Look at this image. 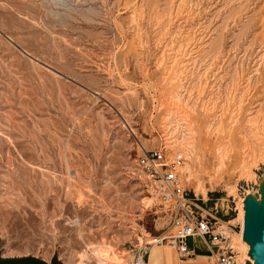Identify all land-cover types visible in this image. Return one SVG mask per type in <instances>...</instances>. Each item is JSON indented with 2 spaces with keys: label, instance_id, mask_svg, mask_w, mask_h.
I'll list each match as a JSON object with an SVG mask.
<instances>
[{
  "label": "rangeland",
  "instance_id": "1",
  "mask_svg": "<svg viewBox=\"0 0 264 264\" xmlns=\"http://www.w3.org/2000/svg\"><path fill=\"white\" fill-rule=\"evenodd\" d=\"M183 50L182 91L170 66ZM174 91L196 122L207 197L184 186L240 232L242 199L264 200V0H0V257L98 264L90 250L108 243L120 264L142 263L174 228L138 143L166 145Z\"/></svg>",
  "mask_w": 264,
  "mask_h": 264
},
{
  "label": "built area",
  "instance_id": "2",
  "mask_svg": "<svg viewBox=\"0 0 264 264\" xmlns=\"http://www.w3.org/2000/svg\"><path fill=\"white\" fill-rule=\"evenodd\" d=\"M138 144L141 154L137 166L147 191L158 206H167L164 212L174 227L172 233L165 235L163 231L146 244L140 257L144 264L148 263L152 247L167 243L177 250L180 258L191 256L189 240L196 237L204 240L214 264H244L231 241L229 227L224 226L223 220L204 212L196 203L198 195L185 188L181 172L186 161L184 154L180 150L170 154L165 146L147 148L142 142Z\"/></svg>",
  "mask_w": 264,
  "mask_h": 264
},
{
  "label": "bare ground",
  "instance_id": "3",
  "mask_svg": "<svg viewBox=\"0 0 264 264\" xmlns=\"http://www.w3.org/2000/svg\"><path fill=\"white\" fill-rule=\"evenodd\" d=\"M179 2V1H178ZM182 6V5H181ZM180 6V7H181ZM179 7V8H180ZM182 14V12L180 13V15ZM189 15V14H188ZM180 28V27H179ZM179 30V29H178ZM183 32V35L184 34V31ZM182 34V33H181ZM191 36V35H190ZM197 37V36H196ZM179 38V36H178ZM183 38V37H182ZM188 39V37H186ZM191 38V37H190ZM194 38V37H192ZM186 40V39H185ZM193 40V39H192ZM197 40V38H196ZM190 42H192L190 39H189ZM185 42V41H184ZM183 42L179 43L182 45ZM190 45V44H189ZM179 46V45H178ZM188 46V45H187ZM180 47V46H179ZM189 47V46H188ZM186 47V49L188 48ZM179 49V48H178ZM185 49V48H184ZM176 51V50H175ZM194 51V49H193ZM189 52V51H188ZM187 52V53H188ZM198 52V51H197ZM186 53V54H187ZM183 51H179L176 53V55L174 54V57H173V64L170 66L171 70H174L176 74V76H173L175 77L174 81H176L178 83V88L180 90H182V88L184 87V84H185V80L188 78V65L191 64L190 61H185V60H188L190 57H191V53L189 54L190 57H187ZM188 55V54H187ZM194 56V55H193ZM186 57V58H185ZM191 59V58H190ZM189 59V60H190ZM160 64V63H159ZM171 64V63H170ZM168 64V65H170ZM161 65V64H160ZM164 66V65H162ZM167 67V66H166ZM164 68V67H163ZM169 69V68H168ZM191 72V71H190ZM166 73V72H165ZM172 74V73H170ZM177 77V78H176ZM170 78V77H169ZM173 78V77H172ZM171 78V79H172ZM165 79V78H164ZM169 80V79H168ZM173 80V79H172ZM165 81V80H164ZM169 82V81H168ZM171 83V82H170ZM174 83V82H173ZM171 86L174 87V85L170 84ZM203 85V84H202ZM191 87V86H190ZM198 88H200L199 86H197ZM192 88V87H191ZM185 89V88H184ZM179 90V91H180ZM191 90V89H190ZM189 90V91H190ZM198 90V89H197ZM179 91H177L176 94H173L172 96L170 95L168 97V99H166L165 101L163 100L161 105L162 106H165L166 109H165V113L163 115V127L165 129V140H166V145L165 147L167 148H170L171 150H180L185 158H186V161L184 163V165L181 167V172H182V176H183V179L184 181H186L187 183H193L194 187H195V191L198 195L202 194L204 196L207 197V193H206V189L203 187V185L201 184L200 181L197 180L196 176H195V173H194V168H193V165L192 163L195 161V159L198 157L197 156V147H196V140H195V135H196V132L194 131V128H193V124L196 123L194 122L192 124V122L190 121L191 118H189V114H188V109H189V105H188V102L186 100H183L181 97V94L179 93ZM183 91V90H182ZM192 91V90H191ZM200 91V90H199ZM171 92V91H170ZM201 92V91H200ZM167 93V92H166ZM173 93V91H172ZM171 94V93H169ZM199 96V95H198ZM166 97V96H165ZM164 97V98H165ZM185 97V96H184ZM167 98V97H166ZM192 101V100H191ZM210 101V100H209ZM208 101V102H209ZM213 102V101H212ZM195 104V103H194ZM209 104V103H208ZM161 106V107H162ZM207 106V105H206ZM205 106V107H206ZM213 106V105H212ZM211 107V106H210ZM188 108V109H187ZM214 108V107H213ZM218 109V108H217ZM223 109V108H222ZM216 111V109H215ZM208 112V111H207ZM211 112V111H210ZM203 113V112H202ZM206 115V114H205ZM215 116V114H214ZM206 117V116H205ZM220 117V116H219ZM197 118V117H196ZM257 118V117H256ZM255 118V119H256ZM194 119V118H193ZM207 120V119H206ZM249 120V119H248ZM251 120V119H250ZM249 120V121H250ZM197 123H198V120H196ZM238 121V120H237ZM248 121V123H249ZM232 122V121H231ZM256 122V120H255ZM223 123V122H222ZM222 123L220 125V127L222 126ZM236 123V122H235ZM233 125V124H232ZM231 125V126H232ZM251 125V124H250ZM253 125V124H252ZM228 126V125H227ZM230 126V125H229ZM198 127V126H197ZM208 127V126H207ZM213 127V126H212ZM230 128V127H229ZM212 129V128H211ZM199 130V128H198ZM221 130V129H220ZM213 131V129H212ZM216 131V130H215ZM218 132V131H217ZM212 133V132H211ZM229 136V135H228ZM228 139V138H227ZM222 142V141H221ZM229 143V142H228ZM225 145V144H224ZM218 146V145H217ZM227 148V147H226ZM219 152V150H217ZM252 151V150H251ZM216 152V151H215ZM217 152V153H218ZM205 153V152H204ZM172 154V153H171ZM222 154H224V152H222ZM230 155V154H229ZM223 156V155H222ZM228 156V155H227ZM215 158V156H214ZM227 158V157H226ZM250 158V157H249ZM198 159V158H197ZM244 159V158H243ZM218 161V160H217ZM244 161V160H243ZM224 163H222L223 165ZM248 165V164H246ZM220 166V165H218ZM226 166V165H225ZM244 166V164H243ZM200 167V166H199ZM218 168V167H217ZM220 168V167H219ZM223 168V167H222ZM244 168H248L247 166L244 167ZM243 168V169H244ZM249 169V168H248ZM247 169V170H248ZM219 170V169H217ZM221 170V169H220ZM241 171V170H240ZM251 171V170H250ZM206 172V171H205ZM218 173V172H217ZM220 173V172H219ZM201 174V173H200ZM199 174V175H200ZM243 175V174H242ZM256 182V181H255ZM236 190V189H235ZM234 192V194L236 195L237 193L235 191H232ZM231 194V192H230ZM251 194V193H250ZM233 195V194H231ZM234 195V196H235ZM249 197L247 198H243L242 199V202L240 203L241 204V207H240V210H239V216H238V220L240 222V226L241 227V231L238 232H234L231 233L229 232L230 236H231V241L234 245V247L238 250V252L240 253L239 256L240 258L242 259V261H245L244 264H246V261L247 260H250L252 264H255V259L251 258L248 254L249 252V249H250V245L248 242H246L244 240V235L246 233V230L247 228L249 227V218L248 217V213L247 211L245 210L244 211V206L246 205V203L248 202L249 203V206H250V213L252 211H254L255 209H258V208H261V205L257 204L256 201H254V198L253 197H250V195H248ZM150 202V201H149ZM244 203V204H243ZM151 206V204H150ZM166 207L167 206H164L163 209L166 210ZM256 214V213H255ZM251 216H253V213H251ZM234 220H232L231 222H233ZM225 225L224 226H227L230 228V224L229 222L227 223H224ZM235 225V224H234ZM236 226V225H235ZM232 227V226H231ZM174 228V227H173ZM236 229L238 230V227L236 226ZM147 235H150L148 232H147ZM146 235V236H147ZM167 235V234H165ZM142 237H140L141 239ZM139 240V239H138ZM142 240V239H141ZM148 242H151V241H147L146 243ZM95 246V245H94ZM163 246V245H162ZM165 246L167 247H170L171 249V246L170 244H165ZM93 250H90L93 252V254L96 256L97 258V261H98V264H109V261L113 262V264H120L124 261L123 258H120L117 256V252H116V249L115 247H113L112 245L110 244H98L96 245L95 247H92ZM175 250V249H174ZM121 251V250H120ZM126 252V251H125ZM174 253V252H173ZM176 253V252H175ZM86 254V253H85ZM127 254V253H125ZM124 254V255H125ZM128 255V254H127ZM125 255V256H127ZM81 259L80 261L77 263V264H89V262L87 261L88 260V257L87 255H81ZM176 256V255H175ZM132 259V258H131ZM207 259V258H206ZM151 260V259H150ZM203 260V259H202ZM208 260V259H207ZM212 260V258L210 259ZM179 261V259L177 260V262ZM201 261V260H200ZM212 262V261H210ZM127 263V261H126ZM125 263V264H126ZM143 264L145 263L144 261L142 262ZM142 263H139V264H142ZM200 263V262H199ZM213 263V262H212ZM131 264V263H130ZM148 264V263H147ZM177 264V263H176Z\"/></svg>",
  "mask_w": 264,
  "mask_h": 264
},
{
  "label": "crops",
  "instance_id": "4",
  "mask_svg": "<svg viewBox=\"0 0 264 264\" xmlns=\"http://www.w3.org/2000/svg\"><path fill=\"white\" fill-rule=\"evenodd\" d=\"M194 239L197 242H200V245H202L203 247L202 250L197 251L196 246L193 245V247L191 248L192 255L187 258H180L175 248L171 247L170 249V247H167L165 245H157L150 249V253L148 256V264H214L210 262V251L207 245L205 244L204 240L200 237H196ZM178 259L179 261L177 262Z\"/></svg>",
  "mask_w": 264,
  "mask_h": 264
},
{
  "label": "water",
  "instance_id": "5",
  "mask_svg": "<svg viewBox=\"0 0 264 264\" xmlns=\"http://www.w3.org/2000/svg\"><path fill=\"white\" fill-rule=\"evenodd\" d=\"M254 201H256L254 199ZM261 205V208L255 209L250 213L249 203H246V211L249 218V227L244 235V240L249 243V256L255 259V264H264V200L262 202L256 201ZM256 213V214H255ZM246 264H252L250 260Z\"/></svg>",
  "mask_w": 264,
  "mask_h": 264
},
{
  "label": "trees",
  "instance_id": "6",
  "mask_svg": "<svg viewBox=\"0 0 264 264\" xmlns=\"http://www.w3.org/2000/svg\"><path fill=\"white\" fill-rule=\"evenodd\" d=\"M0 264H61V263L57 262L56 260L51 263H47L41 259L32 256H24V257H8V258L0 257Z\"/></svg>",
  "mask_w": 264,
  "mask_h": 264
}]
</instances>
